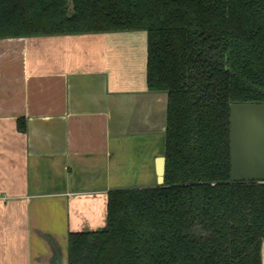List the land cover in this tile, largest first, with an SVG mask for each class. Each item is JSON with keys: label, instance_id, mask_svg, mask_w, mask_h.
<instances>
[{"label": "trees", "instance_id": "trees-1", "mask_svg": "<svg viewBox=\"0 0 264 264\" xmlns=\"http://www.w3.org/2000/svg\"><path fill=\"white\" fill-rule=\"evenodd\" d=\"M144 30L161 184L107 192L67 264H260L264 180L230 178L229 105L264 103V0H0V37Z\"/></svg>", "mask_w": 264, "mask_h": 264}, {"label": "crops", "instance_id": "crops-1", "mask_svg": "<svg viewBox=\"0 0 264 264\" xmlns=\"http://www.w3.org/2000/svg\"><path fill=\"white\" fill-rule=\"evenodd\" d=\"M165 118L144 30L0 37V264H67L110 189L156 185Z\"/></svg>", "mask_w": 264, "mask_h": 264}, {"label": "water", "instance_id": "water-1", "mask_svg": "<svg viewBox=\"0 0 264 264\" xmlns=\"http://www.w3.org/2000/svg\"><path fill=\"white\" fill-rule=\"evenodd\" d=\"M229 149L232 180H264V103L229 105ZM164 168L162 153L156 157V184L163 182Z\"/></svg>", "mask_w": 264, "mask_h": 264}]
</instances>
